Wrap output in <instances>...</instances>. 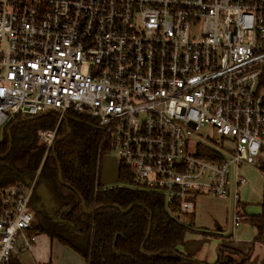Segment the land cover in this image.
Wrapping results in <instances>:
<instances>
[{"label": "built area", "instance_id": "built-area-1", "mask_svg": "<svg viewBox=\"0 0 264 264\" xmlns=\"http://www.w3.org/2000/svg\"><path fill=\"white\" fill-rule=\"evenodd\" d=\"M69 111L179 223L188 198L232 195L238 227L240 169L264 164V0H0V130L57 115L29 185L0 189V264L31 248L30 197Z\"/></svg>", "mask_w": 264, "mask_h": 264}, {"label": "trees", "instance_id": "trees-1", "mask_svg": "<svg viewBox=\"0 0 264 264\" xmlns=\"http://www.w3.org/2000/svg\"><path fill=\"white\" fill-rule=\"evenodd\" d=\"M56 122L57 115L50 112L37 119L15 118L5 126L0 156L6 154L9 139L12 146L0 160V189L23 187L34 177L45 152V146L37 140L38 133L51 130ZM67 130L69 135L56 143L54 152L50 150L43 161L29 201L34 222L28 235H47L82 256L87 264H202L178 252L193 229L168 214L160 194L128 187L132 176L121 163L117 166L120 186L108 188L100 182L99 160L110 151V144L105 140L100 145L101 133L89 117L67 112L56 139ZM82 203L86 210L96 211L85 214ZM131 205L127 213H122ZM149 214L151 227L143 255L140 249ZM59 220L69 225L59 224ZM247 221L257 230L255 241L264 245V214ZM221 255L216 264H235ZM239 264H248L247 258Z\"/></svg>", "mask_w": 264, "mask_h": 264}, {"label": "crops", "instance_id": "crops-1", "mask_svg": "<svg viewBox=\"0 0 264 264\" xmlns=\"http://www.w3.org/2000/svg\"><path fill=\"white\" fill-rule=\"evenodd\" d=\"M13 119L15 118H12L10 122ZM245 169L246 171H244L243 175L249 179V187L246 186V189L244 190V195L246 197L244 204L242 203L243 205L240 204L239 206L241 207L242 211L240 215L248 220V218L251 219L252 217L261 216L264 214V199L261 200V205L263 207L261 212L254 214L246 213V205L248 204L246 202L248 197L255 196V193L253 194V192H255L256 189H253V185L256 184L259 186L261 184L260 174L264 180V164L254 168L246 167ZM242 170L243 169L241 167L240 172ZM25 186L27 185L25 184ZM230 196L231 195H229L227 198H219L198 195L193 198V230H195L194 232H197L199 235L198 237L202 238L203 240L196 244L190 245H188L187 242H184V244L178 247V252L180 254L202 264H216L218 262L220 253H222L221 256L224 260L227 258L232 259L235 264H239L242 258H247L248 264H262L264 260V245L258 241H255L257 235L255 226H253L250 222L249 224H240L238 227L234 229L232 228V232L226 233L225 222L227 223L226 214L228 209L227 204L225 206V202L226 200H229ZM201 198L206 199L207 202L211 203H223L225 211L223 213L221 209L217 208L208 209L207 213L205 214L203 211L201 222H203L204 219V225L202 223V225L195 226L196 203L197 199ZM200 232L213 233L215 236H212L211 238H204ZM188 237L189 235L187 238ZM204 242H206V244H202ZM22 247V242L17 240L16 254L14 255L10 264H87L86 260L82 256L70 248L60 244L58 241L50 239L44 234L34 236L30 250H21Z\"/></svg>", "mask_w": 264, "mask_h": 264}, {"label": "rangeland", "instance_id": "rangeland-1", "mask_svg": "<svg viewBox=\"0 0 264 264\" xmlns=\"http://www.w3.org/2000/svg\"><path fill=\"white\" fill-rule=\"evenodd\" d=\"M198 134H199L198 137L203 136V138H206L207 136H213L215 139L218 138V135L216 134V132L213 131L211 128H203ZM1 135H2V131L0 130V137H1ZM194 141H197V137L194 138ZM228 141L231 142V139L229 138ZM226 147H228V143H227ZM117 166H118V159L111 150L108 151L106 154H103L101 156V158L99 160V164H98V170H99L98 174H99L100 182L105 187L111 188V187H116V186L121 185L120 183L117 182V175H116ZM246 167L254 168L253 166H248V165L242 166L243 172L241 171L240 175L244 179L245 184L239 190L240 191L239 192L240 204H242V203L244 204V201L246 200V197L244 195V190L246 189V186L249 187V179L245 175H243L244 171H246V169H245ZM233 175H234V171H233V169H231L230 179H229L230 184L233 183ZM260 177H261V184L259 186L256 184L253 185V189L254 188L256 189L255 192H253V194L255 193L254 194L255 196L248 197V200L246 202V203H248L246 205V207H247L246 213L254 214V213L261 212L263 210V207L261 205V200L264 199V180H263V177L261 174H260ZM246 182H247V184H246ZM188 200L194 202L192 198H188ZM196 204H197V206H196V212H195L196 213L195 214V226L202 225V223L204 225V222H205L204 219H203V222H201V218L203 217V215H202L203 211H204V214L207 213L208 209H215V208L221 209L223 211V213L225 211L223 203H220V204L219 203L217 204L216 202L211 203V202H207V200L203 199V198L197 199ZM226 204H227L228 212L226 214L227 215V218H226L227 223L225 222V228H226V233H230V232H232V228L234 229L233 217H234V213H235V203H234L232 195L229 197V200H226L225 206H226ZM238 210L241 214L242 211H241L240 206H238ZM192 223H191L190 219L184 220V222H183V224L185 226L193 229ZM242 224L243 225L249 224V222L245 220V221H242L241 225ZM194 231L195 230L190 231L186 235V239L184 242H187L188 245L196 244L199 241L203 240L202 238H199L198 233L194 232ZM188 235H189V237L187 238ZM209 237L211 238L212 236H208V237H204V238H209ZM184 242H183V244H184ZM202 244H206V242H204Z\"/></svg>", "mask_w": 264, "mask_h": 264}, {"label": "water", "instance_id": "water-1", "mask_svg": "<svg viewBox=\"0 0 264 264\" xmlns=\"http://www.w3.org/2000/svg\"><path fill=\"white\" fill-rule=\"evenodd\" d=\"M46 114H48V113H46ZM46 114H42V115H40V116H38V117H35V118H33V119H37V118L42 117V116H44V115H46ZM69 133H70V131L67 130L66 134H65L64 136L58 138V139L56 140L55 144L58 143V142H60V141H62L64 138H66V137L69 135ZM7 135H8L9 138H10V131H9V130L7 131ZM55 144L52 146V152H54ZM11 146H12V141H11V139H9V147H8V150H7V152H6L5 155H1V156H0V160L3 159L5 156H7V155L9 154V152L11 151ZM59 181H60V183H62V179H61V175H60V174H59ZM26 185H27V186L29 185V181L26 182ZM131 207H133V206H132V205L129 206L125 211H122V213H127V212L131 209ZM82 208H83V211H84L85 214H93V213L96 211V210H86V209H85V206H84L83 203H82ZM116 208L118 209V207H116ZM149 215H150V214H149ZM59 223H60V224H67V225H69L67 222H61V221H59ZM150 227H151V215H150V218H149L148 231H147V234H146L145 240H144V242L142 243V245H141V249H140V253L143 254V255H145V253H144V251H143V246H144V243H145V242L147 241V239H148V236H149V233H150ZM162 253H163V252H162Z\"/></svg>", "mask_w": 264, "mask_h": 264}, {"label": "flooded vegetation", "instance_id": "flooded-vegetation-1", "mask_svg": "<svg viewBox=\"0 0 264 264\" xmlns=\"http://www.w3.org/2000/svg\"><path fill=\"white\" fill-rule=\"evenodd\" d=\"M57 140V139H56ZM56 140L54 141V143H53V145L55 144V142H56ZM52 145V146H53ZM56 145V144H55ZM51 151H52V148H51ZM42 168V167H41ZM39 174H40V172H39ZM39 174H38V176H39ZM38 179V178H37ZM37 182V181H36ZM36 185V184H35ZM35 188V187H34ZM34 190V189H33ZM59 221H61V220H59ZM59 221H58V223H59ZM61 222H64V221H61ZM60 224V223H59Z\"/></svg>", "mask_w": 264, "mask_h": 264}]
</instances>
